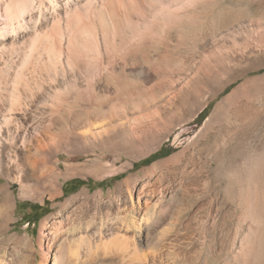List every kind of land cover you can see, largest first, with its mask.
<instances>
[{
	"label": "rangeland",
	"instance_id": "obj_1",
	"mask_svg": "<svg viewBox=\"0 0 264 264\" xmlns=\"http://www.w3.org/2000/svg\"><path fill=\"white\" fill-rule=\"evenodd\" d=\"M5 2L0 0V35L4 34L0 39V88L3 95L0 108L7 105L10 89L18 85L22 102L28 104L24 109L29 119L24 122L29 124L33 119L40 124L45 120L40 116L44 109L39 102L40 95L48 92L50 84L44 75L48 67L47 49L39 46L41 55L20 69V61L12 62L7 75L3 68L9 48L15 44L21 46L22 52L27 51L38 32L40 35L36 39L43 45L53 44L55 52L62 57L72 54L73 57L104 58L110 53H136L137 61L144 64L145 69L142 87L152 94L145 106L157 122V126L150 125L149 117L104 129L97 138L98 142L73 141L67 150L59 138V148H52L47 166L66 176L56 184L42 187L30 197H22L19 183L10 178L8 190L14 194L15 218L10 232L27 237L33 244L32 250L37 255L34 264L38 261L34 242L36 244L40 223L45 217L52 222L60 205L73 195L86 193V205L91 208L83 214L75 213L76 204H71L62 218L67 224H78L80 230L91 223L90 230H95L93 239L98 238L96 230L99 227L103 241L109 243L114 236L112 226L125 229L127 224L137 223L140 214L148 213L152 200L146 185L148 178L143 179V185H133L128 178L137 177L154 164H176L185 166L188 171L193 168L206 171L209 191L205 201L212 216L187 253L185 264H216L226 252H233L230 238L237 227L241 207L236 198L237 187L228 175L231 169H240L244 161H251L253 157L261 155L264 163V72H260L264 69V0H193L179 11L181 17L177 22L158 18L157 9L171 0H43L42 5L29 15L21 16L24 30L18 28L16 33L10 32L6 25ZM107 9L114 10L122 19L124 29L115 32L104 26L101 14ZM134 33H138L137 36H133ZM212 37L236 39L237 49L244 53L241 65L250 68L246 78L236 79L218 92L217 88L227 76L221 56L214 46L199 48L204 40ZM138 48L140 51L136 52ZM88 67L94 69L95 66ZM31 70L34 71L32 74L29 73ZM19 72L29 82L25 89L15 82L21 79ZM27 89L35 92L33 98H28ZM235 91L244 95L245 100L240 106L224 102ZM19 115L21 113L15 114ZM209 116L210 120H206ZM32 127L24 125L17 133L11 128L10 135L16 142L13 141L14 148H6L3 152L2 166L25 168L26 151L21 143L23 139L35 140ZM1 136L9 135L3 131ZM161 148L163 156L148 164L140 163ZM11 157H16V163L9 164ZM77 178L90 181V184L76 188V183L71 180ZM23 180L34 182L30 174ZM104 180L107 185L97 184ZM6 183V178L0 179V185ZM56 188L61 193L51 198ZM166 198L159 193L155 199L165 208ZM46 204L47 209L44 208ZM68 216L70 221L66 220ZM26 220L31 221L32 226L28 227ZM48 235L44 230V247L49 244ZM141 246L146 249L145 245ZM125 252L123 248L115 251L121 257L118 264L125 260Z\"/></svg>",
	"mask_w": 264,
	"mask_h": 264
},
{
	"label": "bare ground",
	"instance_id": "obj_2",
	"mask_svg": "<svg viewBox=\"0 0 264 264\" xmlns=\"http://www.w3.org/2000/svg\"><path fill=\"white\" fill-rule=\"evenodd\" d=\"M192 2L193 0H171L167 5L162 4L157 9L158 18L177 22L181 17L179 11ZM42 3L43 0H6L4 11L10 32L23 27L21 16L25 13L29 15ZM101 17L104 26L112 31L124 29L122 19L114 10H103ZM137 34L134 33L133 36ZM3 35H0V39L4 37ZM38 35H40L38 32L34 34L35 38L32 39L27 51L22 52L21 46L13 44L9 48L8 57L6 56L3 61L7 75L12 62L20 61V69L41 55L39 46L42 49L46 48L48 67L44 70L47 71L44 75L48 80L46 82L50 84L47 86L48 92L40 95L39 103L44 109L42 111L44 114L41 113L40 116L45 119L40 121V124H36L33 119H30L29 124L24 122L29 119L28 112L24 109L28 104L22 102L23 95L18 90V85L10 89L7 105L0 108V160L6 148H14L13 141L16 142V139L10 135L11 130L14 129L17 133L24 125L32 127L36 124L32 127L35 130L32 133L36 134L35 140L23 139L21 143L26 151L25 168L24 166L11 168L0 163V179L8 180V183L0 185V264H34V257L37 256L34 255L33 244L27 237L10 232L11 224L15 221L14 194L8 190L10 178L19 183L22 197H30L42 187L56 184L62 176H66L47 166L52 148L55 146L59 148V138L67 150L73 141H97L102 130L124 126L130 121L136 122L150 117L148 123L157 126L156 120L151 118L145 106L152 94L142 87L145 69L144 64L137 61L136 53H110L104 58L90 55L73 57L72 54L62 57L55 52L53 44L43 45L39 42L36 39ZM228 40L212 37L204 40L199 47L214 46V50L221 56L222 68L227 71V76L221 81L217 92L234 80L244 78L250 70L249 67L241 65L244 53L237 49L236 39ZM139 51L138 48L136 52ZM92 64L95 66L94 69L88 67ZM33 72L31 70L29 73ZM21 79L14 81L25 89L29 82L24 76ZM27 90L28 98H33L35 92ZM1 91L2 88L0 103L3 101ZM244 100V95L235 91L224 102L240 106ZM20 113L21 116H15ZM210 116L206 120H210ZM3 131L9 136H1ZM8 162L16 163V157H11ZM248 162L242 167L239 166L240 169L236 167L234 170L231 169L228 175L234 187H237L236 198L241 209L237 227L230 238L233 252H226L216 264H264L263 157L256 156ZM28 174L33 183L24 182L23 178ZM146 178L148 194L152 199L148 213L140 214L137 223L133 221V225L127 224L125 229L112 226L114 236L109 243L103 241L101 227L96 230L98 238L93 239L95 230H90L91 223L80 230L78 224L64 222L62 215L69 205L76 204L75 213L81 214L91 208L86 205L88 197L84 192L67 198L60 205L58 214L53 216L52 222H49V217H45L39 225L37 245L34 242L38 249L37 264H118L121 257H118L115 251L122 248L126 251V256L120 264H185L187 253L194 247L200 233L207 228L212 216V211L205 201L209 191L206 171L195 168L188 171L185 166L179 167L176 164L166 166L154 164L137 177H129L128 181H132L133 185H143L145 182L143 179ZM60 193L61 191L56 188L50 197L54 198ZM159 193L167 197L165 208L161 207L158 199H155ZM66 220L70 221L69 216ZM132 226L134 228H131ZM44 230L49 234L47 238L49 244L46 247L42 244ZM129 237L131 241L128 240ZM142 244L146 246L145 250Z\"/></svg>",
	"mask_w": 264,
	"mask_h": 264
},
{
	"label": "trees",
	"instance_id": "obj_3",
	"mask_svg": "<svg viewBox=\"0 0 264 264\" xmlns=\"http://www.w3.org/2000/svg\"><path fill=\"white\" fill-rule=\"evenodd\" d=\"M260 72H264V69H262ZM205 111V110H204ZM162 148L160 149V150H158L157 152H155V153H153L152 155H150L149 157H147V158H145V159H143L140 163L141 164H148V163H150L153 159H155V158H158L159 156H163L161 153H162ZM115 178H117V176L116 177H114V179ZM112 180V179H111ZM71 182H74V184L76 183V188H78V187H80V186H82V185H84V184H87V185H89L90 184V181H88V182H85V181H83V180H81V179H72L71 180ZM108 182H110V180L108 181ZM65 183H68V181H66ZM98 185H107V181H100L99 183H97ZM35 208H38V207H35ZM39 208H41V207H39ZM44 208L45 209H47L48 208V205L46 204L45 206H44ZM43 215V213L37 218V220H39V218L41 217ZM25 223H27V226L28 227H30V226H32V222L31 221H29V220H26L25 221Z\"/></svg>",
	"mask_w": 264,
	"mask_h": 264
}]
</instances>
